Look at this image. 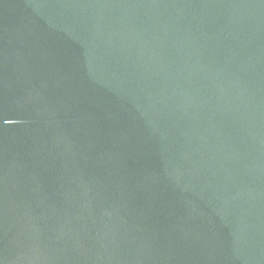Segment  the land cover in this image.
Here are the masks:
<instances>
[{"label":"water","instance_id":"water-1","mask_svg":"<svg viewBox=\"0 0 264 264\" xmlns=\"http://www.w3.org/2000/svg\"><path fill=\"white\" fill-rule=\"evenodd\" d=\"M0 264H264V0H0Z\"/></svg>","mask_w":264,"mask_h":264}]
</instances>
